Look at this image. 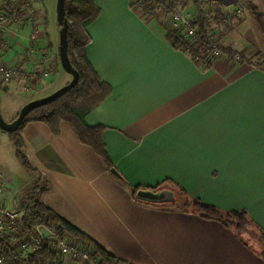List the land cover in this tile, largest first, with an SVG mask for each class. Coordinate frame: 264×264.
<instances>
[{
  "label": "crops",
  "instance_id": "0c3cea01",
  "mask_svg": "<svg viewBox=\"0 0 264 264\" xmlns=\"http://www.w3.org/2000/svg\"><path fill=\"white\" fill-rule=\"evenodd\" d=\"M182 1L173 2L174 10L184 11ZM249 1L264 14V0ZM135 2L95 0L100 13L86 28L90 42L85 50L111 93L85 122L104 127L102 140L113 168L130 185L169 189L175 195L183 189L188 198L221 211L243 210L249 220L246 229L240 233L218 220L173 208L171 202L135 201L127 185L65 121L60 122L59 134L40 121L22 126L23 153L31 169L23 167L37 176L32 185L37 184L36 199L127 264H264V68L252 60L249 42L230 45L240 26L235 40L253 42L251 31L243 27L244 16L239 20L230 14V27L219 26L217 31L222 46L240 47L243 61L225 56L202 61L167 40L171 15L149 16L136 9ZM202 3L217 10L216 23L223 10H241L233 2ZM33 24L30 21L23 30L7 26V49L0 53V62L40 68L35 53L51 55L49 75L33 84L45 96L68 83L71 75L55 56L59 26L52 31L49 20L46 35ZM31 89L24 78L8 85L6 93L16 90L25 99L11 120L22 105L38 97ZM7 169L0 164V171ZM31 189L21 203H32ZM41 189L57 191L62 205H46L39 199ZM10 199L3 192L5 205ZM66 212H73L81 224Z\"/></svg>",
  "mask_w": 264,
  "mask_h": 264
},
{
  "label": "trees",
  "instance_id": "16d2710c",
  "mask_svg": "<svg viewBox=\"0 0 264 264\" xmlns=\"http://www.w3.org/2000/svg\"><path fill=\"white\" fill-rule=\"evenodd\" d=\"M15 1L18 3H23L29 0ZM146 1L147 0H139L141 4L140 10L149 16L160 19L158 14L154 13L157 7H161L165 13H168V15L174 11L173 0H154V2H150L149 0L147 2ZM206 1L221 3L224 0ZM247 4L253 14L259 30L264 36V14L251 1L247 0ZM194 7L195 15L199 19L200 28L203 29L202 22L205 18V6L203 5L202 0H196ZM65 11L66 18L68 20V56L72 66L78 71V82L68 92L58 97L54 101L38 106L31 110L25 116L21 125L17 129L6 133L10 142L15 148V155L17 159L26 169L30 170L31 165L23 153L24 139L20 133L23 124L27 121L44 122L50 127L54 134H59L60 122L65 121L73 128L78 140L81 143L90 145L96 151V153L100 155L109 172L111 173L110 169L113 168V163L105 149V145L102 140L104 127L101 125L90 126L85 122L86 115L94 107L104 101L111 93V86L99 77L96 70L89 62L85 50L86 45L90 42V36L88 35L86 28L98 17L100 9L96 5L95 0H65ZM166 38L175 48L188 51L193 56L201 57L202 61L205 59L208 61V49L204 44H197V41L190 42L188 39H184L179 36L178 32L171 28H168ZM220 48L224 50V52L228 50L223 46ZM202 52L203 54L206 53L207 55L202 56ZM1 89L2 88L0 87V90ZM6 89L7 88H3L4 91ZM111 174L121 183L127 185L135 201L149 203L135 196V193L140 188V186L130 185L119 173ZM36 192L37 184H34L30 195L28 196L29 201L34 205V209L23 216L24 222L28 228H32L30 225L32 220L45 217L47 221L54 223L62 232H65L70 236L77 237L91 246L94 253L100 256V264H127L126 261L115 256L95 238L86 232L81 231L75 225L54 212L52 209L40 203L36 199ZM179 192L182 196H184L181 200L182 203L178 202L176 195L175 200L170 203L173 208H181L187 212L197 213L206 219L218 220L226 227H233L240 233L246 229L247 224L249 223L247 214L243 210H231L224 212L213 205L200 201L199 199L190 200L188 197H186L183 189H180ZM19 241L20 238L14 243V245ZM0 245H8V243L4 242L0 238ZM48 255L50 254H48L47 251L40 250L35 254H29L27 258L23 260V264H36V258L38 256L45 258ZM7 264H17V262L8 261Z\"/></svg>",
  "mask_w": 264,
  "mask_h": 264
},
{
  "label": "built area",
  "instance_id": "2783aa9c",
  "mask_svg": "<svg viewBox=\"0 0 264 264\" xmlns=\"http://www.w3.org/2000/svg\"><path fill=\"white\" fill-rule=\"evenodd\" d=\"M180 2L181 0H173ZM217 10L211 6L205 7V18L200 28L199 19L195 13L190 14L181 10H174L171 14L172 28L179 36L188 39L190 42L197 41V44H204L208 49V59L213 60L222 57L227 53L219 46L220 40L217 37L218 27L229 28L232 18L236 16L241 19V10H223V17L218 23L215 21ZM36 7H30L29 1L18 3L15 0H0V53L7 49V43L3 39V31L10 24H19L24 20H31L32 16H38ZM233 15L232 16H230ZM36 33L31 35L34 39ZM36 57L42 63V67H28L17 62H0V84L7 86L16 78L21 77L30 82L32 91L33 84L39 82V77L49 75V61L47 52H36ZM197 57V56H194ZM243 54L237 51L231 54L233 61L242 60ZM3 189L0 186V237L10 245L0 246V264H7L8 261H17L20 258L26 259L29 254H35L40 250L48 252L47 257L41 259L40 264H100V256L94 253L91 246L77 237L62 232L56 226L55 230L48 229L45 225H30L28 228L23 216L34 209L29 202L21 203L11 198L10 204L5 205L2 201ZM50 222V221H49ZM45 232V233H42ZM20 238V241L14 245Z\"/></svg>",
  "mask_w": 264,
  "mask_h": 264
},
{
  "label": "rangeland",
  "instance_id": "374dc122",
  "mask_svg": "<svg viewBox=\"0 0 264 264\" xmlns=\"http://www.w3.org/2000/svg\"><path fill=\"white\" fill-rule=\"evenodd\" d=\"M149 1L154 2V0H149ZM195 1L196 0H193V1L183 0L180 3V5H181V7L184 8L185 12L193 14L194 10H193L192 4L194 5ZM239 1L242 2V0H232V1L225 0L222 3L233 2L236 5H238V4L241 5L239 7L242 10L241 16H242V14L244 16L243 27L245 26L244 28H246L247 31H249V30L251 31V34L253 35V36H251V39L253 40V42L251 40H248V39H246L245 41L235 40V38L240 34V32H241L240 28L242 27V26H240L237 28L236 27L237 25H236L235 26L236 29L234 30V37H233L234 40L231 42L230 45L239 46L243 42H249L250 43L249 44V51L251 52V54L253 56L252 60L264 68V36L262 35L261 31L259 30V28L255 22V19L253 17V14L248 7V4L238 3ZM42 2L43 3L40 2V4L38 5L35 3V1L29 0V6L30 7H33V6L36 7L38 9V12L41 13V16L39 18H36V16L34 15V16H32L31 20H24L23 22H21L19 24H12V25L15 26L16 28L23 30L24 26H27L29 24V22L32 21L35 23L32 25V27L33 26H36V27L41 26V28L44 30L45 34L48 35L47 28H48L49 20H50V25H51L50 28L52 31H54L55 27L58 25L57 21H56V0H42ZM184 4H185V6H183ZM135 7H136V9L141 8V4H140L139 0H137V2H135ZM237 7L238 6H235L233 8H237ZM177 10H178V8H177ZM180 10H182V9H180ZM154 13L158 14L164 18L168 17V13H165L161 7H157L155 9ZM169 15H171V13ZM215 19H217V18H215ZM37 20H40V21L38 23H36ZM36 27L35 28L33 27V29H36ZM171 29H173V28L171 27ZM55 35L57 36V31L55 32ZM219 46H222L221 41L219 42ZM223 47L225 49H228L227 51H225L227 54L224 56L227 57L230 61H233L231 58V54L239 51L237 49H240V47H238L237 49H235L234 47H230V48H227L225 46H223ZM201 54H202V56L207 55L206 53L203 54V52ZM55 56H58V51H57V54L55 53ZM48 57L51 59V55H49ZM244 58H242V60H240V61H243ZM197 61H201V60L199 59ZM209 61H212V60H209ZM19 79H21V77L16 78V80H19ZM49 80L50 79L47 80V82H46L47 84H48ZM54 85L55 84H53V86ZM0 87L2 88L0 90V112H1L2 117L6 121H11L12 113L16 110L18 103L20 102V100L22 101L24 96H22L20 99L18 97L19 93L16 90H14L15 92L6 93L3 90V88H7L8 85L2 86L0 84ZM43 91L44 90L42 89V90L37 92V89H35L33 91V93H31V94L33 96H38L37 98H40V97H43L42 96ZM31 92H32V89H31ZM33 99H35V98H33ZM0 164L3 167L9 168L12 171L11 172L9 169L0 171V186L3 189L5 196L10 197V198H15V199L19 200L20 202H21V200L25 201L30 189L32 188L33 183L37 179V176L34 175L33 172L26 170L23 167V165L21 164V162L15 157L14 147L12 146L10 141L7 139L6 132L1 130V129H0ZM12 173H13V175H12ZM44 183H45V181H44V179H42L41 184L43 186L45 185ZM179 194H180V192L176 193L177 199H178L179 203H182L181 200H182V197H184V196H182L181 194L179 195ZM176 195H175V198H176ZM59 197H60L59 194L55 190L49 191V189H46L45 191H43L41 189L39 192V199L41 201H43L46 205H49V206L54 205V207L55 206L60 207L62 205V203H61ZM189 199L194 200L191 198H189ZM59 209H62L61 210L62 212L65 210L63 208H59ZM65 215H67V217L70 218V220L72 222L77 223L78 225L81 224V222L79 221V218H75L73 212H70L69 214L66 212ZM32 223H33V225H45V226L49 227L48 229L58 231L56 229V226L52 222L47 221L45 217H40V218L34 219L32 221ZM42 258L43 257L38 256L36 258V264H40ZM23 260L20 258L16 262H17V264H23Z\"/></svg>",
  "mask_w": 264,
  "mask_h": 264
},
{
  "label": "water",
  "instance_id": "95a60500",
  "mask_svg": "<svg viewBox=\"0 0 264 264\" xmlns=\"http://www.w3.org/2000/svg\"><path fill=\"white\" fill-rule=\"evenodd\" d=\"M56 21L59 26L58 30V56L61 67L71 75V79L68 83L57 88L55 91L51 92L40 98L32 99L26 102L20 108L17 116L11 120L6 121L0 112V129L9 132L17 129L25 116L34 108L45 105L62 96L68 92L75 84L78 82L79 74L78 71L72 66L69 56H68V42H67V28L68 20L66 18L65 11V0H56ZM110 171L117 174L115 168H111ZM135 196L143 201L151 203H165L173 202L175 200V195L172 190L169 189H159L154 190L151 188H139Z\"/></svg>",
  "mask_w": 264,
  "mask_h": 264
}]
</instances>
